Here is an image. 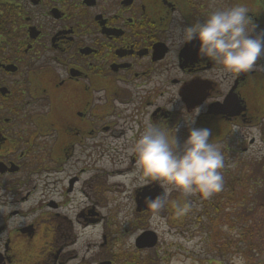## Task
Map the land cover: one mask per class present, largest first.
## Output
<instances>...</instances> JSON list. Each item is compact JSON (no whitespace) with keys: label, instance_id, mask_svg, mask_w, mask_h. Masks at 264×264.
I'll return each instance as SVG.
<instances>
[{"label":"flooded vegetation","instance_id":"1","mask_svg":"<svg viewBox=\"0 0 264 264\" xmlns=\"http://www.w3.org/2000/svg\"><path fill=\"white\" fill-rule=\"evenodd\" d=\"M237 4L264 29V0H0V264L118 263L120 188L135 178L137 215L156 212L145 198L162 194L136 175L147 123L182 142V118L200 107L194 127L226 145L230 176L233 137L264 104V55L220 78L177 30Z\"/></svg>","mask_w":264,"mask_h":264},{"label":"rangeland","instance_id":"2","mask_svg":"<svg viewBox=\"0 0 264 264\" xmlns=\"http://www.w3.org/2000/svg\"><path fill=\"white\" fill-rule=\"evenodd\" d=\"M259 70L264 75V61ZM252 112H254L252 115L258 118L257 123L246 128L244 133L237 132L233 137L230 147L235 152L231 154L229 166L226 168L230 176H225L221 170L224 180L223 189L210 198L199 197L197 192L186 196L173 190L166 197L170 207L161 208L159 211L146 215H137L133 192L136 185H131L135 178H127L117 193L116 199L118 234L110 247L111 255L120 256L116 264H135L132 259L142 260L146 257L152 258L153 264H248L239 252L240 246L233 244L237 237L236 231L225 233L228 229L224 226L226 213L230 214L231 219H236L234 221H238L236 216H240L238 223L251 227L252 234L247 235V238L252 239L264 256V187H262L264 184V104L260 112H255L254 109ZM249 140L253 142L251 145L248 144ZM242 141L244 144L240 143ZM224 146L221 145L219 148ZM242 146L246 147V152L242 151ZM244 173L251 176L247 178L245 187L241 189L237 184V177H242ZM259 179H262V184L258 185L261 188V194L257 196L251 191L254 188L251 181ZM229 181L231 188L227 189ZM240 192L251 197V202L248 203L249 211L244 212L236 207ZM225 193H230L231 201L218 213L212 215L215 219L214 223L209 222L206 217H202L201 222L196 223L195 214L205 213L212 200L216 199L218 194ZM185 206H187L186 210ZM188 208L192 214L190 217L186 216ZM181 211L185 215L183 224L179 221L175 223L174 214L178 217ZM211 229L223 230L224 236L213 238ZM145 230L156 234L157 244L152 249L137 250L134 247V240ZM99 235V231L92 232L93 243L98 242ZM227 239H232V243L227 245ZM222 244L225 245L224 250L220 247ZM107 259L113 260V257L108 256Z\"/></svg>","mask_w":264,"mask_h":264},{"label":"clouds","instance_id":"3","mask_svg":"<svg viewBox=\"0 0 264 264\" xmlns=\"http://www.w3.org/2000/svg\"><path fill=\"white\" fill-rule=\"evenodd\" d=\"M177 31L182 45L196 41L198 56L219 66L220 78L223 74L252 72L264 55V29L252 23L248 8L240 4L213 10L203 22L197 21ZM200 112L201 108L197 107L188 112L195 113L194 118H182L183 126L188 129L182 142L157 123H147L134 142L138 182L151 181L162 189L161 195L145 198L154 211L164 206L167 194L173 190L186 196L198 192L207 199L223 189L224 157L220 148L210 142L212 130L194 127ZM179 127L178 124L177 133ZM128 135L135 133L130 131Z\"/></svg>","mask_w":264,"mask_h":264},{"label":"trees","instance_id":"4","mask_svg":"<svg viewBox=\"0 0 264 264\" xmlns=\"http://www.w3.org/2000/svg\"><path fill=\"white\" fill-rule=\"evenodd\" d=\"M258 173V172H257ZM251 175L248 176V174L237 177L239 187L242 189L245 187V184L247 183V178H249ZM262 179L260 180H252L251 185H254V188L251 190L254 192L255 195L260 196L261 188L258 187L259 184H262ZM231 184V182L229 183ZM228 184V185H229ZM231 186V185H230ZM248 187V186H247ZM262 187H264V184H262ZM231 188V187H230ZM228 189V187H227ZM245 192L244 190H242ZM238 202L236 203V207L239 209H242L244 212L249 211L248 210V203L251 202L250 195H244L240 192V197L237 199ZM231 201L230 193H225L223 195L218 194L216 196V199H213L209 207L206 209L205 213H196L195 214V220L196 223L201 222L202 217H206L209 222L214 223V217L213 214H216L220 211L222 207L225 205H228ZM188 213L186 214L187 217H190L192 214L190 212V208L187 209ZM194 215V214H193ZM233 215V214H232ZM241 215V214H240ZM237 220L239 221L241 218L240 216H236ZM225 223L224 226H227L228 229L225 232L226 234L231 231H236V241H234L233 244L240 246L239 252L241 253L242 257L247 261L248 264H264V256L262 255L261 251L256 247L252 241V239H248L247 235L252 234V229L249 225H242L239 224L238 221H234L236 219H231L230 214L227 215L224 218ZM212 237L218 238L220 235L224 236L223 230L215 231V229H211ZM217 236V237H216ZM232 243V239H227L226 244L229 245ZM221 249H225V245L222 244ZM132 262H135V264H153L154 260L150 257H146L142 260H136L132 259Z\"/></svg>","mask_w":264,"mask_h":264},{"label":"water","instance_id":"5","mask_svg":"<svg viewBox=\"0 0 264 264\" xmlns=\"http://www.w3.org/2000/svg\"><path fill=\"white\" fill-rule=\"evenodd\" d=\"M199 196L201 195L199 194ZM156 243H157V237L153 232H144L135 240V247L137 249L153 248L156 245Z\"/></svg>","mask_w":264,"mask_h":264}]
</instances>
